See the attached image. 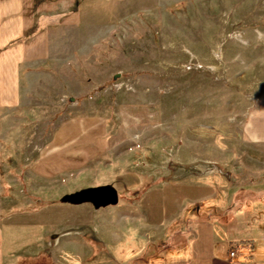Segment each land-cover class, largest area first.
<instances>
[{"label": "rangeland", "instance_id": "rangeland-1", "mask_svg": "<svg viewBox=\"0 0 264 264\" xmlns=\"http://www.w3.org/2000/svg\"><path fill=\"white\" fill-rule=\"evenodd\" d=\"M47 27L46 56L20 66L18 102L0 106L9 264H127L156 237L147 216L164 241L162 221L188 230L182 213L205 204L189 201L198 187L224 199L262 178L245 123L264 99V0H78ZM100 185L119 201L61 200ZM191 216L222 244L261 234L245 208L234 233Z\"/></svg>", "mask_w": 264, "mask_h": 264}, {"label": "crops", "instance_id": "crops-1", "mask_svg": "<svg viewBox=\"0 0 264 264\" xmlns=\"http://www.w3.org/2000/svg\"><path fill=\"white\" fill-rule=\"evenodd\" d=\"M77 2L78 0H0V106H12L18 102L20 66H29L26 63L46 56L49 21L57 20L60 25L72 21ZM245 135L250 142L258 145L262 159L258 161L259 165L256 168L264 171V99L259 101L250 112L245 123ZM245 189H248L246 195L241 193L237 195L236 191H232L228 198L221 199L218 197V192L210 193L209 187H198L189 201L201 198L205 199V204L194 207L191 212L184 210L182 213L185 220L184 226L188 227V230L178 225L176 216L179 214H175L173 218L162 221L166 224L164 232L169 229L168 237L162 242L159 241V238L164 237L161 235V222L156 223L147 216L146 220L151 225L150 229L155 230L156 237L145 242L139 247L138 255L128 258L125 262L128 264L140 260L146 264H264V173L262 178L254 180ZM201 192L203 195L197 196ZM206 208H210V211H207L208 213L204 216H214L225 230L233 233L237 232L236 225L240 210L245 208L249 217L251 234L255 230L254 223L259 224L261 234L255 238H225L222 244L209 226H194L195 224L193 225L189 219L197 210L202 214V210ZM173 223L177 224L175 230H172ZM188 231L191 233L190 237ZM246 239L252 241L248 247L249 257L229 259V243ZM88 245L93 251L97 248L95 243ZM10 250L9 246L5 247L3 231L0 227V264H9L6 258L10 255ZM169 250L173 253L166 256Z\"/></svg>", "mask_w": 264, "mask_h": 264}, {"label": "water", "instance_id": "water-1", "mask_svg": "<svg viewBox=\"0 0 264 264\" xmlns=\"http://www.w3.org/2000/svg\"><path fill=\"white\" fill-rule=\"evenodd\" d=\"M116 78L117 75H114L113 79ZM61 200L71 204L91 203L94 208H100L116 204L119 193L112 185H100L65 194Z\"/></svg>", "mask_w": 264, "mask_h": 264}, {"label": "trees", "instance_id": "trees-1", "mask_svg": "<svg viewBox=\"0 0 264 264\" xmlns=\"http://www.w3.org/2000/svg\"><path fill=\"white\" fill-rule=\"evenodd\" d=\"M24 73V72H23ZM20 75H21V72H20ZM147 186V185H146ZM146 186L145 185H143V188L142 187H138V188H136V189H134V190H132V192H135L136 194V196L138 195V194H140L141 193V191L142 190H144L145 188H146ZM203 212H202V214H201V212L199 211V210H197V212L195 213L196 215H202V216H204V214L205 213H208L209 211H210V208H206L205 210H202ZM208 211V212H207ZM202 216H200V217H202ZM209 217V216H208ZM176 226H177V224L175 223V225H173V229L172 230H175L176 229ZM175 227V228H174ZM93 241V240H92ZM91 241V243H94V242H92ZM160 242H162V241H160ZM251 240H238V241H231L230 243H229V248L230 247H242V246H245V247H250V245H251ZM149 253V252H148ZM146 255V254H145ZM145 255H143V256H145ZM129 264H146V263H143V262H141L140 260H135V261H132V262H130Z\"/></svg>", "mask_w": 264, "mask_h": 264}, {"label": "built area", "instance_id": "built-area-1", "mask_svg": "<svg viewBox=\"0 0 264 264\" xmlns=\"http://www.w3.org/2000/svg\"><path fill=\"white\" fill-rule=\"evenodd\" d=\"M250 255L248 247H230L228 251V258L231 260L247 258Z\"/></svg>", "mask_w": 264, "mask_h": 264}]
</instances>
